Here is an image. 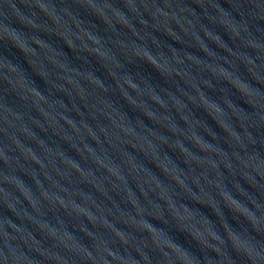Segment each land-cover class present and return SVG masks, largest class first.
Masks as SVG:
<instances>
[{"label": "water", "instance_id": "obj_1", "mask_svg": "<svg viewBox=\"0 0 264 264\" xmlns=\"http://www.w3.org/2000/svg\"><path fill=\"white\" fill-rule=\"evenodd\" d=\"M0 264H264V0H0Z\"/></svg>", "mask_w": 264, "mask_h": 264}]
</instances>
